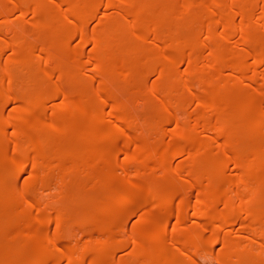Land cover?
<instances>
[{"label": "bare ground", "instance_id": "bare-ground-1", "mask_svg": "<svg viewBox=\"0 0 264 264\" xmlns=\"http://www.w3.org/2000/svg\"><path fill=\"white\" fill-rule=\"evenodd\" d=\"M0 264H264V0H0Z\"/></svg>", "mask_w": 264, "mask_h": 264}]
</instances>
